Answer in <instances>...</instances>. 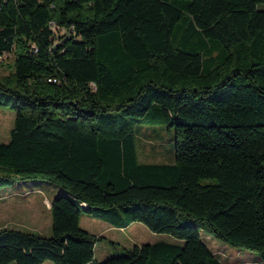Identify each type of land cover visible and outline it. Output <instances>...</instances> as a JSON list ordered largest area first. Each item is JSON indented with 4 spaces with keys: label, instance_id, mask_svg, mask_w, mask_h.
Segmentation results:
<instances>
[{
    "label": "trees",
    "instance_id": "16d2710c",
    "mask_svg": "<svg viewBox=\"0 0 264 264\" xmlns=\"http://www.w3.org/2000/svg\"><path fill=\"white\" fill-rule=\"evenodd\" d=\"M264 0H0V190L44 179L51 234L0 228V264H226L200 229L264 260ZM63 34L58 35V31ZM173 131L142 162L139 125ZM82 214L183 242L96 262Z\"/></svg>",
    "mask_w": 264,
    "mask_h": 264
},
{
    "label": "rangeland",
    "instance_id": "374dc122",
    "mask_svg": "<svg viewBox=\"0 0 264 264\" xmlns=\"http://www.w3.org/2000/svg\"><path fill=\"white\" fill-rule=\"evenodd\" d=\"M264 8V2L260 4ZM64 31H58L63 34ZM14 54H0V75L4 76L13 70ZM15 112L11 108L0 106V142L8 141L14 124ZM138 155L142 162H173V131L165 124H152L148 121L139 125ZM65 190L58 184L44 179H28L18 181L0 190V228L17 227L51 234L52 213L50 201ZM49 198L50 201H46ZM106 225L111 223L82 214L80 224L92 233L106 236L95 245V260L100 262L107 257L124 252L125 247L134 243L183 242L173 234L151 230L144 222L134 221L128 227H117L110 230ZM202 240L226 264H264V260L255 250L234 246L214 236L205 229H200ZM53 263L51 260H48ZM88 264H95L91 261Z\"/></svg>",
    "mask_w": 264,
    "mask_h": 264
},
{
    "label": "crops",
    "instance_id": "0c3cea01",
    "mask_svg": "<svg viewBox=\"0 0 264 264\" xmlns=\"http://www.w3.org/2000/svg\"><path fill=\"white\" fill-rule=\"evenodd\" d=\"M46 201H50V199L46 198ZM50 204H51V201H50ZM101 224L106 225V223H101ZM106 228H109L110 230L114 229L113 225H106ZM42 264H54V263H50L48 260H45Z\"/></svg>",
    "mask_w": 264,
    "mask_h": 264
}]
</instances>
